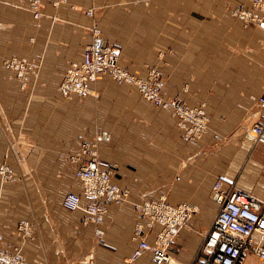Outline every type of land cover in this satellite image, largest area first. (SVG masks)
<instances>
[{"label": "crops", "instance_id": "obj_1", "mask_svg": "<svg viewBox=\"0 0 264 264\" xmlns=\"http://www.w3.org/2000/svg\"><path fill=\"white\" fill-rule=\"evenodd\" d=\"M53 2L42 0L35 18L28 0H0V166L10 172L0 178V247L21 246L27 264L90 258L93 264H155L148 252L130 260L133 226L144 220L135 205L163 196L193 207L169 246V264H192L218 209L211 197L217 179L264 199V141L243 138L248 125L264 118L257 105L264 23L245 25L231 14L252 0ZM93 26L133 73L157 67L165 97L205 103L208 131L197 144L181 140L168 110L106 76L90 83L92 92L83 98L61 96V76L82 58ZM11 56L35 65L24 84L3 67ZM103 131L109 138L97 142L98 154L115 165L114 178L128 196L107 206L102 234L95 236L81 211L61 203L81 186L69 155ZM21 222L30 225V236L23 237ZM257 260L248 255L245 264Z\"/></svg>", "mask_w": 264, "mask_h": 264}, {"label": "built area", "instance_id": "obj_2", "mask_svg": "<svg viewBox=\"0 0 264 264\" xmlns=\"http://www.w3.org/2000/svg\"><path fill=\"white\" fill-rule=\"evenodd\" d=\"M65 0H54L59 4ZM29 9L35 18L41 16L42 0H28ZM92 15V10H87ZM247 25L264 23V0H252L250 7L232 10ZM92 39L84 45L82 58L71 61L65 68L57 90L64 98H83L91 94L90 83L99 76H106L118 85L134 88L140 96L156 107L168 110L175 118L181 140L195 145L208 131L209 117L205 103L188 105L180 98H167L164 81L157 67H149L144 76L133 73L120 62V50L105 42L101 31L93 26ZM3 67L12 71L24 84L35 65L26 58L11 56L3 61ZM257 105L264 108V87ZM109 133L100 132L93 141H83L69 155L74 175L80 180L78 192H67L62 207L70 212L81 211L83 223L94 226L95 236H100V225L104 221L107 206L119 204L128 196V189L121 187L114 178L115 165L101 158L97 142L108 140ZM243 138L252 144L264 141V118L248 125ZM219 140V136L215 135ZM10 177L9 168L0 166V178ZM211 197L218 206L217 212L195 256L193 264H245L248 255H254L264 263V199L237 186L235 183L224 188L217 179L211 186ZM136 212L144 219L133 226L136 245L130 260L151 254L155 264L171 262L169 246L194 212L187 203L171 204L163 196L150 197L135 205ZM23 237L30 236V225L21 222L18 226ZM3 240L0 235V241ZM0 247V264H27L21 246ZM80 264H93L87 259Z\"/></svg>", "mask_w": 264, "mask_h": 264}, {"label": "rangeland", "instance_id": "obj_3", "mask_svg": "<svg viewBox=\"0 0 264 264\" xmlns=\"http://www.w3.org/2000/svg\"><path fill=\"white\" fill-rule=\"evenodd\" d=\"M231 14H232V11H231ZM128 86V85H127ZM130 87V86H129ZM170 113V112H169ZM194 260H195V258H194ZM194 262V261H193ZM257 262L259 263V264H264L263 262H260L259 260H257ZM257 262H252V263H250V264H258ZM167 264H169V263H167ZM193 264V263H192Z\"/></svg>", "mask_w": 264, "mask_h": 264}, {"label": "bare ground", "instance_id": "obj_4", "mask_svg": "<svg viewBox=\"0 0 264 264\" xmlns=\"http://www.w3.org/2000/svg\"><path fill=\"white\" fill-rule=\"evenodd\" d=\"M171 259H172V257H171Z\"/></svg>", "mask_w": 264, "mask_h": 264}]
</instances>
